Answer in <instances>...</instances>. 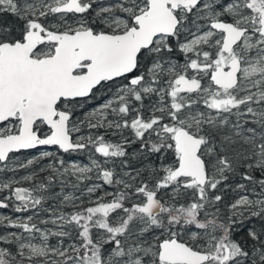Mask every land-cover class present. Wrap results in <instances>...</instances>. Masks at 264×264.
I'll list each match as a JSON object with an SVG mask.
<instances>
[{
  "label": "snow or ice",
  "instance_id": "6c2138e0",
  "mask_svg": "<svg viewBox=\"0 0 264 264\" xmlns=\"http://www.w3.org/2000/svg\"><path fill=\"white\" fill-rule=\"evenodd\" d=\"M0 264H264V0H0Z\"/></svg>",
  "mask_w": 264,
  "mask_h": 264
},
{
  "label": "trees",
  "instance_id": "16d2710c",
  "mask_svg": "<svg viewBox=\"0 0 264 264\" xmlns=\"http://www.w3.org/2000/svg\"><path fill=\"white\" fill-rule=\"evenodd\" d=\"M73 157H76V158H79V159H82V160L86 159V157L84 155H82V154H73ZM65 158L67 159L69 157H67V155H66Z\"/></svg>",
  "mask_w": 264,
  "mask_h": 264
},
{
  "label": "rangeland",
  "instance_id": "374dc122",
  "mask_svg": "<svg viewBox=\"0 0 264 264\" xmlns=\"http://www.w3.org/2000/svg\"><path fill=\"white\" fill-rule=\"evenodd\" d=\"M48 150H52V151H55V149H48ZM79 161L83 162V163H87V158L85 160H82V159H78ZM54 242V241H53Z\"/></svg>",
  "mask_w": 264,
  "mask_h": 264
},
{
  "label": "flooded vegetation",
  "instance_id": "af4514ba",
  "mask_svg": "<svg viewBox=\"0 0 264 264\" xmlns=\"http://www.w3.org/2000/svg\"><path fill=\"white\" fill-rule=\"evenodd\" d=\"M74 158H76V157H74ZM68 159V158H67ZM76 159H79V158H76Z\"/></svg>",
  "mask_w": 264,
  "mask_h": 264
}]
</instances>
